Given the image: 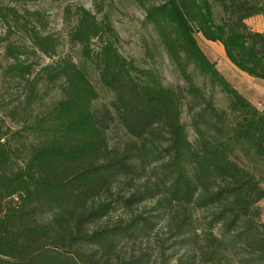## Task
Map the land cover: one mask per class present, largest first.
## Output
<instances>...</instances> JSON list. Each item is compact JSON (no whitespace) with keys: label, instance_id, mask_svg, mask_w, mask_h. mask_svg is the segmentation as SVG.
Listing matches in <instances>:
<instances>
[{"label":"trees","instance_id":"1","mask_svg":"<svg viewBox=\"0 0 264 264\" xmlns=\"http://www.w3.org/2000/svg\"><path fill=\"white\" fill-rule=\"evenodd\" d=\"M131 1L179 83L120 51L108 11L65 7L63 51L42 10L0 4L22 89L0 107V264H264V111L199 41L264 80V0Z\"/></svg>","mask_w":264,"mask_h":264},{"label":"rangeland","instance_id":"2","mask_svg":"<svg viewBox=\"0 0 264 264\" xmlns=\"http://www.w3.org/2000/svg\"><path fill=\"white\" fill-rule=\"evenodd\" d=\"M0 4H7L13 7L16 6L19 9L28 8L31 10H42L48 18L47 30L61 36L63 40V51H75L72 50L70 45L66 42V33L71 24L70 20H67L65 17V7L82 5L94 12L97 16H101V14L108 11L120 36V51L126 57L136 59L142 66L156 65L160 69L164 82L168 85L179 83L168 59L159 49H157V54L155 53L153 58L150 54H146L147 46L150 45L153 47V42L151 40L152 35L149 31V27L143 22L144 13L142 9L131 0H0ZM246 23L251 29L260 31L264 28V15L258 14L252 16L246 20ZM4 30L5 28L2 23H0V35L4 33ZM199 41L207 56L215 61L218 70H220L234 87L243 93L237 87V83L241 80V77L235 72L232 66L226 62L222 45L218 42H208L202 38ZM3 45L4 42L0 39V107L12 102L13 99V102H15L16 99L22 95V89L12 86V83H9L3 75V69L6 64V59L2 51ZM38 59L41 63L50 61L47 57H39ZM247 86L257 87L254 82L247 84ZM217 98L218 104L223 105L224 102L222 98ZM1 112L0 109V114ZM186 112V109H184L182 114L183 120L188 119V113ZM262 174L264 176V171ZM259 207L262 211V217H264V200L259 202Z\"/></svg>","mask_w":264,"mask_h":264},{"label":"crops","instance_id":"3","mask_svg":"<svg viewBox=\"0 0 264 264\" xmlns=\"http://www.w3.org/2000/svg\"><path fill=\"white\" fill-rule=\"evenodd\" d=\"M260 31H264V28ZM224 58L226 62H228V64H230L235 72L241 77V80L237 83V87L244 93V95H246V97L249 98L252 103L264 111V80L254 77L251 78V76L238 71V69H236L226 57ZM252 82H254L258 88L254 86H247V84H251Z\"/></svg>","mask_w":264,"mask_h":264}]
</instances>
